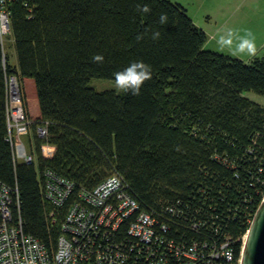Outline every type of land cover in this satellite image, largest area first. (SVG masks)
<instances>
[{
  "label": "trees",
  "instance_id": "16d2710c",
  "mask_svg": "<svg viewBox=\"0 0 264 264\" xmlns=\"http://www.w3.org/2000/svg\"><path fill=\"white\" fill-rule=\"evenodd\" d=\"M8 8L18 67L0 41V182L18 197L24 233L55 252L69 212L117 176L141 211L170 228L167 239H229L239 257L264 199V105L247 97L264 98V57L205 50V31L170 0H9ZM134 60L152 69L139 96L90 86ZM11 79L32 123V164L16 161L8 141ZM47 172L73 184L62 207ZM128 231L123 224L118 240Z\"/></svg>",
  "mask_w": 264,
  "mask_h": 264
},
{
  "label": "built area",
  "instance_id": "2783aa9c",
  "mask_svg": "<svg viewBox=\"0 0 264 264\" xmlns=\"http://www.w3.org/2000/svg\"><path fill=\"white\" fill-rule=\"evenodd\" d=\"M8 2L0 0L2 42L11 35ZM17 101L20 103L19 97ZM12 110L8 116V127L12 121L8 141L15 156V137L21 140L27 136L31 122L26 120L23 108H18L17 120L13 119ZM38 134L45 138L47 127H40ZM24 159L33 162L27 153ZM46 176L49 196L62 207L73 192V184L52 172ZM84 199V206L75 205L69 212L56 251L49 253L44 245L24 233L21 222L14 220L13 205L16 202L19 206L18 197L0 182V264H242L247 234L241 239L239 257L229 239L211 244L167 239L170 228L160 224L153 214L141 211L138 203L124 193L122 180L117 176L105 180ZM123 224L129 225V231L125 240L119 241L117 232Z\"/></svg>",
  "mask_w": 264,
  "mask_h": 264
},
{
  "label": "rangeland",
  "instance_id": "374dc122",
  "mask_svg": "<svg viewBox=\"0 0 264 264\" xmlns=\"http://www.w3.org/2000/svg\"><path fill=\"white\" fill-rule=\"evenodd\" d=\"M173 3L180 4L186 10L188 15L193 19L194 14L197 13V18L193 19L200 28L207 32L208 43L205 50L217 54L230 56L246 62L255 58L264 57V0H170ZM228 32L232 33L231 45L222 46L218 43L221 35H226ZM8 37L5 38L4 47L6 53L9 55L10 62L13 66L18 67V58L15 50L12 52L11 44L8 42ZM1 40V38H0ZM248 40L254 45V52L249 53L247 49L240 51L238 45L243 41ZM2 42V41H1ZM17 85V92L14 96L12 94L11 80H10V113H13L12 108L17 107L13 105L11 94L14 97H19L21 100V93L19 84L16 79L13 80ZM32 82V81H30ZM90 86L99 92L115 91L117 92L113 80H98L92 79ZM118 93V92H117ZM33 97V96H29ZM252 101L264 105V98L254 93H248ZM18 108H23L20 101ZM15 110V108H14ZM35 112V109H33ZM15 113V112H14ZM26 121V120H25ZM21 123V122H19ZM26 123V122H25ZM32 124V123H31ZM30 131L27 136L30 137ZM33 133V132H32ZM29 138L24 136L21 140L15 137V156L17 161L27 164L24 154L31 156L29 146Z\"/></svg>",
  "mask_w": 264,
  "mask_h": 264
},
{
  "label": "clouds",
  "instance_id": "9594fccd",
  "mask_svg": "<svg viewBox=\"0 0 264 264\" xmlns=\"http://www.w3.org/2000/svg\"><path fill=\"white\" fill-rule=\"evenodd\" d=\"M138 10L145 13L150 11L146 6L143 8H138ZM166 21V14H162L160 16V23L163 24L166 23ZM231 37V32H228L226 35H221L219 37L218 43L222 46L231 45L233 43ZM238 48L240 51L247 49L249 53L254 52V45L248 40H243L238 45ZM92 60L94 63H102L103 57L101 55H94ZM151 78V66L145 64L142 60L131 61L122 71H117L113 74V82L116 90L125 94H131L133 96H139L142 86Z\"/></svg>",
  "mask_w": 264,
  "mask_h": 264
},
{
  "label": "water",
  "instance_id": "95a60500",
  "mask_svg": "<svg viewBox=\"0 0 264 264\" xmlns=\"http://www.w3.org/2000/svg\"><path fill=\"white\" fill-rule=\"evenodd\" d=\"M242 264H264V199L245 238Z\"/></svg>",
  "mask_w": 264,
  "mask_h": 264
},
{
  "label": "bare ground",
  "instance_id": "6f19581e",
  "mask_svg": "<svg viewBox=\"0 0 264 264\" xmlns=\"http://www.w3.org/2000/svg\"><path fill=\"white\" fill-rule=\"evenodd\" d=\"M16 92H17V85H16V83L13 81V83H12V94L14 93V96L16 95ZM11 94V97H13L12 98V100H13V105L15 104V106H17V107H14L15 108V114H13V119H15V120H17L18 119V117L20 116V113H19V110H18V101H17V97H14L13 95ZM10 125H12V121H10V123H9V127H10ZM8 127V128H9Z\"/></svg>",
  "mask_w": 264,
  "mask_h": 264
},
{
  "label": "crops",
  "instance_id": "0c3cea01",
  "mask_svg": "<svg viewBox=\"0 0 264 264\" xmlns=\"http://www.w3.org/2000/svg\"><path fill=\"white\" fill-rule=\"evenodd\" d=\"M197 18V13L196 14H194V16H193V19H196ZM192 19V20H193ZM195 23V22H194ZM198 24L196 23V26H197ZM197 27H199V26H197ZM200 28V27H199ZM200 29H202V28H200ZM203 31H205L204 29H202ZM205 33L207 34V32L205 31ZM9 39H8V42L11 44V50H12V52L15 50V48H14V45H13V39H12V37L10 36V37H8ZM5 42V41H4ZM208 43V42H207ZM207 45V44H206ZM12 64V63H11ZM15 66H16V64H15Z\"/></svg>",
  "mask_w": 264,
  "mask_h": 264
}]
</instances>
